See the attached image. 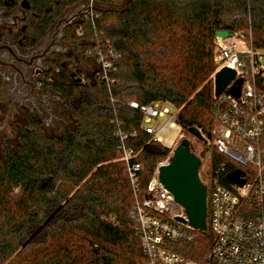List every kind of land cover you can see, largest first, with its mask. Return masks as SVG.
Instances as JSON below:
<instances>
[{
    "label": "trees",
    "instance_id": "obj_1",
    "mask_svg": "<svg viewBox=\"0 0 264 264\" xmlns=\"http://www.w3.org/2000/svg\"><path fill=\"white\" fill-rule=\"evenodd\" d=\"M23 1L28 9H23L21 33L31 47L69 9L88 0H13V6ZM92 1L93 11L62 33L63 41L77 43L94 67L85 75L74 72L69 57L55 53L36 79L41 89L62 98L72 127L50 138L25 112L26 125L16 126V145L6 143L0 154V264L142 262L135 196L120 160V138L142 166V195L172 149L152 141L142 129L140 111L130 104L161 103L177 110L175 124L183 139L207 145L216 127V33L242 34L254 51L264 50V0ZM107 50L111 65L103 80L96 59ZM256 88L264 94L262 75L256 77ZM191 128L202 138L193 137ZM194 144L190 150L201 162L211 151L214 175L215 150L206 146L198 152ZM261 144L264 148V136ZM194 233V241L168 243L167 248L198 264H216L208 259L209 230Z\"/></svg>",
    "mask_w": 264,
    "mask_h": 264
},
{
    "label": "built area",
    "instance_id": "obj_2",
    "mask_svg": "<svg viewBox=\"0 0 264 264\" xmlns=\"http://www.w3.org/2000/svg\"><path fill=\"white\" fill-rule=\"evenodd\" d=\"M93 9V1L88 0L86 12L91 13ZM242 38L245 49L241 50H238L236 39L216 38L217 49L213 59L216 66L214 74L222 68L236 73L226 90L215 98L213 117L216 127L211 139L206 140L219 157L209 190L206 188V224L212 236L208 259L216 264H264V148L261 144L264 136V94L256 88V77L262 75L256 69V51ZM106 56L112 57V51L107 50L106 54L99 51L96 59L103 80H107L106 70L111 65ZM239 78L242 79L241 92L235 98L227 90ZM130 107L140 111L142 129L153 142L162 144L164 130L176 125V117L170 115L164 104L138 107L131 103ZM166 115L170 116L167 123L157 128L150 126L152 120ZM124 139L121 136L120 160L126 167L135 196L133 219L144 256L138 264H198L167 248L168 243L195 240L194 229L175 221L176 217L186 219L183 209L174 203L157 179L158 168L170 164L173 147L171 154L157 164L142 195L139 186L142 166L134 161L133 151L125 146ZM182 139L180 135L177 142ZM235 171L241 172L239 180L244 181L242 186L228 178V174ZM224 181L226 185L222 183Z\"/></svg>",
    "mask_w": 264,
    "mask_h": 264
},
{
    "label": "rangeland",
    "instance_id": "obj_3",
    "mask_svg": "<svg viewBox=\"0 0 264 264\" xmlns=\"http://www.w3.org/2000/svg\"><path fill=\"white\" fill-rule=\"evenodd\" d=\"M86 8L87 2H84L79 6L69 9L63 18L68 21V24L75 22L78 20L81 14L86 12ZM64 26H66V24L65 22H62V30ZM241 36L243 35L239 34L233 38L236 39L234 41L238 47V50L245 49V46L240 40L242 38ZM244 42L247 43L245 40ZM65 46L68 47L65 48L63 52H60V54L69 57L68 65L72 71H78L85 75L88 73L86 71L87 68L92 69V67H94L91 65V62L83 58V53L80 51L79 45L77 43L65 42ZM255 54L256 69L261 72L262 76L264 77V50L256 51ZM5 86L6 92L2 94V91H0V154L6 147V143H10L13 147L16 145V126L26 125L25 112L29 111L28 113L32 117L40 121L44 135L50 138L60 137L63 133L64 127H72L73 120L71 119L67 109L63 104L62 98L59 95L53 93L49 89H40L36 92L34 101L28 102L24 99H16L17 94L13 92L14 89L10 88L9 84H6ZM167 108L169 109V113L172 117L177 116V110L168 106ZM169 120L170 116L166 115L163 118L152 120L150 122V126L157 128L164 125ZM180 135L181 130L178 126L175 125L173 128L167 127L161 135L162 145L166 148L173 147L174 150V148L178 145L177 141L179 140ZM189 142L190 144L195 143L193 138H190ZM194 145L197 146L196 148L198 152H203L206 146H208L201 143ZM199 175L201 181L207 185L209 190V185L212 178L211 151H207L205 153V157L203 158L199 168Z\"/></svg>",
    "mask_w": 264,
    "mask_h": 264
},
{
    "label": "water",
    "instance_id": "obj_4",
    "mask_svg": "<svg viewBox=\"0 0 264 264\" xmlns=\"http://www.w3.org/2000/svg\"><path fill=\"white\" fill-rule=\"evenodd\" d=\"M22 8L28 9V4L23 1ZM68 21L60 18L56 24L60 25ZM232 36L227 32H217L216 38L226 40ZM236 73L227 68H222L213 76L214 97L220 96L235 79ZM242 79H237L227 92L232 97L238 98L241 92ZM188 132L196 139H201V133L191 128ZM201 159L190 150L188 139H182L172 152L170 164L158 168L157 179L161 188L171 195L175 204L183 209L185 218L176 217L175 221L180 224H187L189 227L199 232L207 231V189L202 184L199 176ZM240 171L228 174L230 181L242 186L243 180H239Z\"/></svg>",
    "mask_w": 264,
    "mask_h": 264
},
{
    "label": "flooded vegetation",
    "instance_id": "obj_5",
    "mask_svg": "<svg viewBox=\"0 0 264 264\" xmlns=\"http://www.w3.org/2000/svg\"><path fill=\"white\" fill-rule=\"evenodd\" d=\"M0 2V91L4 94L5 85L9 84L16 99L32 102L41 89L36 84L37 77L53 54L70 45L65 46L61 24H55L35 46H28L21 33L24 8L13 6V0Z\"/></svg>",
    "mask_w": 264,
    "mask_h": 264
}]
</instances>
